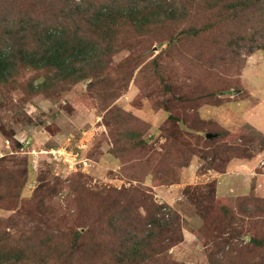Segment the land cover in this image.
Segmentation results:
<instances>
[{"label":"rangeland","instance_id":"obj_1","mask_svg":"<svg viewBox=\"0 0 264 264\" xmlns=\"http://www.w3.org/2000/svg\"><path fill=\"white\" fill-rule=\"evenodd\" d=\"M39 1L0 0V20L19 21L33 2L39 7ZM97 1L102 2L97 7L106 8L113 1L128 5L133 0ZM225 7L218 0H198L178 5L176 11L154 8L134 19L124 15L98 29L81 24L88 31L82 39L86 44L77 30L70 36L74 47L69 53H86L87 45L91 54L111 61L99 78L88 74L64 86L46 81L44 70L33 66L13 70L18 84L3 87L9 92L0 97V157L20 164L9 166L8 176L18 178L23 169L26 181L17 209L0 208V222L12 219L1 222L0 236L6 230L10 245L23 248L7 254L8 264H122L113 254V244L119 241L108 230L110 213L98 212L94 199L105 187L142 188L156 204L180 214L183 241L168 251L173 264H211L212 259L264 264V197L251 193L217 200L210 195V185L217 181L206 176L224 171L230 153L264 157V133L246 124L228 137L237 145L218 157L223 158L217 159L218 169L210 162L216 147H227L222 144L227 140L223 128L199 121L201 105L232 106L234 91L236 100L250 97L264 113V0L256 11L237 19ZM255 43L260 48L248 53ZM209 111L217 113L219 108ZM175 118L187 119L201 133L189 132L186 139L176 135L175 143L167 140L166 130L185 131ZM249 122L264 128L263 118ZM207 133L214 140L207 141ZM142 139L145 146L137 144ZM172 147L181 152L180 159ZM187 160L189 165L180 168ZM160 163L163 169L156 168ZM181 182L187 184L178 194L166 191ZM46 183L51 189L42 187ZM36 194L52 198L36 217L42 222L19 219L18 209ZM26 208L39 211L37 206ZM100 213L95 231L106 232L102 244L87 238L75 242L72 233L95 227L90 223Z\"/></svg>","mask_w":264,"mask_h":264},{"label":"trees","instance_id":"obj_2","mask_svg":"<svg viewBox=\"0 0 264 264\" xmlns=\"http://www.w3.org/2000/svg\"><path fill=\"white\" fill-rule=\"evenodd\" d=\"M197 1L133 0L128 5H116L117 1H113L106 8L97 7L99 3L102 4V2H98L97 0H41L39 1V7L38 3L35 5V2H33L23 12L24 16L19 21L14 20L3 23L0 20V97L4 98L9 92L3 87L10 84H18L16 79L17 74L13 70L21 65L42 69L45 72L43 77L46 81L54 80L57 84H64V86L70 80L78 82L88 74H91L93 78L104 76L106 68H111V61H104L100 53L91 54V48L87 45L85 46L89 50L86 53L81 52V55L74 52L69 53L70 48L74 47V45L69 43L70 36L76 35L77 30L82 31L80 41L87 36L86 33L88 31L83 29L81 24L92 29H98L105 21L109 20L115 23L118 18H123L124 15L128 17L133 16L134 19L135 16L143 11L154 8L161 10L173 8L176 11L178 5L195 3ZM218 1L220 5L226 6L225 8L231 11L232 19H237L256 11L263 0ZM75 22L77 23L74 24ZM2 23L4 25H1ZM72 24H74L73 28ZM71 28L74 30L73 33ZM80 45L78 44L77 46ZM255 48L260 47L256 43L255 45L252 44L247 52L251 53ZM53 67H55V70L51 72V75H48L49 69ZM169 118L173 120V117L170 116ZM175 120L177 123H182L185 131L181 133L180 129H178L179 131L166 130L167 135L165 137L167 140H171V142L175 143L181 137L188 138L190 136L189 132L195 131L200 134L202 131L193 125H189L187 119L175 118ZM199 121L207 122L202 119H199ZM239 132L238 130L233 133L223 128L222 135L224 134V139L227 140L222 141V144L227 147H225L226 149L223 147H216L217 149H214V156L210 162L211 165H216L218 169L220 168V164L217 162V159H220L218 157L225 155V153L229 154L234 149L233 147L237 145V143H232L231 139L228 140V137H233ZM176 135H178V138ZM214 138L215 136L206 140L212 141ZM137 144L145 146L146 141L142 139ZM171 151L177 159L181 158L180 151H175L174 147H172ZM152 157L154 155L150 153V158ZM252 157L254 156L250 154L232 155L230 153L226 156V166L233 158ZM220 160H223V158ZM162 163L158 164L156 168L160 167L163 169ZM188 163V160L182 161L179 167L184 168L189 165ZM9 166L15 167L20 166V164L13 162L8 156L0 157V191L4 192V195H0V208L16 210L17 206L20 205V192L26 181V172L22 169L21 175L18 178H12V174H9L10 176L6 174L7 172L10 173ZM213 168L216 169L215 167ZM225 170L221 171V173L225 172ZM42 187L51 189L48 183ZM210 187V195L214 196L217 200L232 198L218 197L216 195V183L210 185ZM82 188L87 191L89 196L90 190L84 186ZM108 198H110V201L106 202ZM94 199L99 203L97 207L98 212L106 211L110 213L111 219L108 230L119 241L118 244H113V254L121 258L120 262L123 260L122 264H173L172 261L168 260V251L171 247L183 241V220L177 211L170 206L156 204L152 200V196L142 188L137 187L120 191L111 187H105L100 192L94 193ZM251 199L247 198L245 201L248 202ZM51 200L52 198L49 195L42 197L36 194L31 200L25 202L24 209H18L17 217L21 219L22 216H25L30 218L29 223H41L42 221L36 217L41 215L39 214L41 212L40 208L46 205L49 206ZM26 205L37 206L39 211L27 210ZM204 213L206 212L204 211ZM88 215L86 213L84 217ZM78 217H83V212L80 211ZM101 217L102 213L94 217V221L90 224H95V227L90 226V230L86 232H73V240L76 242L87 238L90 241L102 244V238L106 235V232L98 233L95 231L102 220ZM11 220L10 218L1 222H11ZM208 224L209 222L206 221L205 225L207 226ZM4 233L5 236L8 235L6 230ZM5 236H0V264H8L7 254L20 252L22 248L18 245H10L11 236L9 238ZM91 246L94 247L93 244ZM73 247L75 248V245ZM211 264H223V261L216 262L212 259Z\"/></svg>","mask_w":264,"mask_h":264},{"label":"crops","instance_id":"obj_3","mask_svg":"<svg viewBox=\"0 0 264 264\" xmlns=\"http://www.w3.org/2000/svg\"><path fill=\"white\" fill-rule=\"evenodd\" d=\"M235 96L234 93L232 96V106H230L229 102L226 104L229 106L223 108L222 106L209 104L200 106L198 110L200 118L207 122H215L222 128L233 133L237 132L246 124H249L257 131L264 133V128L262 129L259 126L254 125L253 122H249L250 118L253 117H256V119H264V113L262 112L263 110L261 109V106L258 105L257 102H254L250 97L246 98V100H236ZM216 107L219 108L217 113L212 112L211 114H207V111L210 112L209 109H218ZM246 115L249 116L248 120L245 118ZM258 156L260 155L258 154ZM263 158L264 157L261 159L260 157V159H258L255 156L252 158H233L228 162L225 172L218 174L211 172V175H206L208 179H216V195L224 198L255 193L264 197V170H260V163ZM186 184V182H181L171 185L166 191L178 194L184 189Z\"/></svg>","mask_w":264,"mask_h":264},{"label":"water","instance_id":"obj_4","mask_svg":"<svg viewBox=\"0 0 264 264\" xmlns=\"http://www.w3.org/2000/svg\"><path fill=\"white\" fill-rule=\"evenodd\" d=\"M234 93L236 94L237 91H234ZM214 135L210 134V133H207V137H213Z\"/></svg>","mask_w":264,"mask_h":264},{"label":"built area","instance_id":"obj_5","mask_svg":"<svg viewBox=\"0 0 264 264\" xmlns=\"http://www.w3.org/2000/svg\"><path fill=\"white\" fill-rule=\"evenodd\" d=\"M262 164H263V161H262Z\"/></svg>","mask_w":264,"mask_h":264}]
</instances>
